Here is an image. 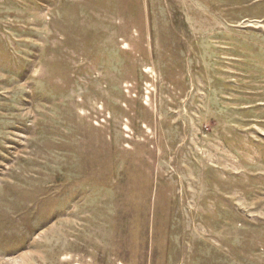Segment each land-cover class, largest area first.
I'll return each mask as SVG.
<instances>
[{"label": "rangeland", "instance_id": "rangeland-1", "mask_svg": "<svg viewBox=\"0 0 264 264\" xmlns=\"http://www.w3.org/2000/svg\"><path fill=\"white\" fill-rule=\"evenodd\" d=\"M0 264H264V0H0Z\"/></svg>", "mask_w": 264, "mask_h": 264}]
</instances>
